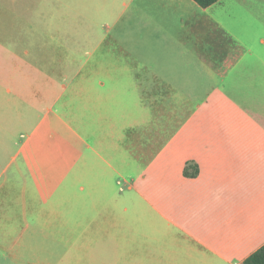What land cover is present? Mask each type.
<instances>
[{"label": "crops", "instance_id": "0c3cea01", "mask_svg": "<svg viewBox=\"0 0 264 264\" xmlns=\"http://www.w3.org/2000/svg\"><path fill=\"white\" fill-rule=\"evenodd\" d=\"M69 2L74 29L89 8L91 41L104 30L131 59L150 114L115 149L89 146L127 189L84 196L88 240L55 264H244L264 246V0ZM0 264L54 263L3 243Z\"/></svg>", "mask_w": 264, "mask_h": 264}, {"label": "rangeland", "instance_id": "374dc122", "mask_svg": "<svg viewBox=\"0 0 264 264\" xmlns=\"http://www.w3.org/2000/svg\"><path fill=\"white\" fill-rule=\"evenodd\" d=\"M69 4L0 0V244L54 264L70 243L88 240L83 217L94 203L84 196L127 189L97 162L90 167L89 146L115 149L124 121L150 114L136 74L123 67L131 59L108 52L103 29L91 41L82 21L89 8L75 14L74 29Z\"/></svg>", "mask_w": 264, "mask_h": 264}, {"label": "trees", "instance_id": "16d2710c", "mask_svg": "<svg viewBox=\"0 0 264 264\" xmlns=\"http://www.w3.org/2000/svg\"><path fill=\"white\" fill-rule=\"evenodd\" d=\"M201 7L208 8L213 4L217 3L219 0H194ZM244 264H264V246L251 255Z\"/></svg>", "mask_w": 264, "mask_h": 264}]
</instances>
